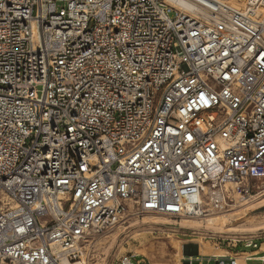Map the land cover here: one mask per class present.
<instances>
[{"label":"built area","instance_id":"1","mask_svg":"<svg viewBox=\"0 0 264 264\" xmlns=\"http://www.w3.org/2000/svg\"><path fill=\"white\" fill-rule=\"evenodd\" d=\"M263 189L264 0H0V264Z\"/></svg>","mask_w":264,"mask_h":264},{"label":"rangeland","instance_id":"2","mask_svg":"<svg viewBox=\"0 0 264 264\" xmlns=\"http://www.w3.org/2000/svg\"><path fill=\"white\" fill-rule=\"evenodd\" d=\"M224 1L234 4L237 7H244L243 5H238L240 0ZM257 1L245 0L244 2L245 4L247 3L246 5H255ZM207 203L213 206L212 203ZM238 205V202L231 201L228 202V205H224L220 209H214L215 211L213 212L221 214V212ZM206 208H208V205H204L203 207L204 214L209 211L205 212ZM157 216L174 220L175 223L167 224V222L155 218ZM181 220L182 218L175 220L166 215L153 214H144L140 217H128L125 219V222L102 233L88 237L87 241L82 245L83 249L79 260L87 261V264H120L124 256H131L134 260L140 261V264H150V259L146 256L138 255L136 248L140 247L142 243L148 244L152 242L156 245L155 247L162 246L164 248L166 264H181L174 257L175 250L172 248V239L178 238L183 242L188 236H177V233H182L183 231L189 233V238L193 237L204 242L206 248L218 247L220 250L221 248H226L230 251H236L243 250V244L249 243L250 240L256 242L258 244L256 250L259 249L258 253L241 255L238 259V264H249L250 260L247 258L264 255V206L249 209L241 218L229 219L223 224L222 229H212L201 224L189 223L187 227L190 229L183 230L179 226L186 225L178 222ZM183 251L181 244V253L185 257L186 254ZM221 251L222 253L225 252L224 250ZM186 252L191 253L193 257L197 254V251L193 249H187ZM191 264H199L198 259H193Z\"/></svg>","mask_w":264,"mask_h":264},{"label":"bare ground","instance_id":"3","mask_svg":"<svg viewBox=\"0 0 264 264\" xmlns=\"http://www.w3.org/2000/svg\"><path fill=\"white\" fill-rule=\"evenodd\" d=\"M220 1H224V0H220ZM244 1L245 0H240L238 2V5H243L245 7L247 3L245 4ZM224 2L229 4L230 6H233L236 8H242V7H237L236 5L231 4L227 1H224ZM237 202L239 203L238 206L225 210L221 212V214H216L215 212H213L215 211L214 209L216 208H214L213 206H211V204H208L206 202L208 205V208L205 209V212L209 210L208 213H205V214L202 213V215L199 217H182V220L178 222L186 226L187 225L189 226V223H193V224H198V225L201 224L206 227H210L212 229H215V228L222 229L223 224L229 219L241 218L243 215L247 213L249 209H252V208L255 209V208L264 206V189L262 190L261 193L251 196L248 200L237 201ZM155 218L163 220L164 222H167V224L175 223L174 220L167 219L166 217H163V216H157ZM172 240H173L172 248H174L175 250L174 257L177 262H180L181 257H182L181 244L183 242H181V240L178 238H174ZM195 244L198 245V253L197 255H195V257L190 255L188 260L199 259L200 256H204V255L218 256V255L223 254L222 251L218 247L206 248V246L204 245V242H201L197 239H195ZM155 246L156 245H154L152 242H149L148 244L142 243L140 247L136 248V252L138 255L146 256L147 258H149L150 264H166L164 248L162 246H159L158 248ZM247 259L250 260L249 264H264V255L257 256L254 258H247ZM73 264H87V261L79 260V261L74 262Z\"/></svg>","mask_w":264,"mask_h":264},{"label":"crops","instance_id":"4","mask_svg":"<svg viewBox=\"0 0 264 264\" xmlns=\"http://www.w3.org/2000/svg\"><path fill=\"white\" fill-rule=\"evenodd\" d=\"M179 227H181L183 230L190 229L187 226H179ZM178 235L188 236V238L184 239V241L182 243V248L184 247L185 250L193 249V250H196L197 253H198V245L195 244V242H194L195 239L193 237L189 238V233L183 231L182 233H177V236ZM247 248H250V249H247ZM221 250H224L225 252L223 254H221V255H218V256H215V255L200 256V258L198 259L199 264H204V263L206 264V262H208V261H210L211 264H215V258L216 257H220V260L222 259L224 262L228 261L230 258H236L238 260L240 258V256L243 255V254L258 253V251H259V249L258 250L253 249V247L251 245H247V244H243V250L230 251L229 249H226V248H221ZM188 258H189V254H187L185 257L182 256L180 263L181 264H189L188 263L189 262Z\"/></svg>","mask_w":264,"mask_h":264},{"label":"water","instance_id":"5","mask_svg":"<svg viewBox=\"0 0 264 264\" xmlns=\"http://www.w3.org/2000/svg\"><path fill=\"white\" fill-rule=\"evenodd\" d=\"M183 250H184V251H183V252H184V254H186V255H187V254H189V255H192L191 253H189V252H186V250H185V248H184V247H183ZM193 254H194V253H193Z\"/></svg>","mask_w":264,"mask_h":264}]
</instances>
